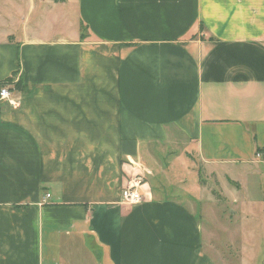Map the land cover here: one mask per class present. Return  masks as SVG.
I'll return each instance as SVG.
<instances>
[{"label":"crops","instance_id":"crops-1","mask_svg":"<svg viewBox=\"0 0 264 264\" xmlns=\"http://www.w3.org/2000/svg\"><path fill=\"white\" fill-rule=\"evenodd\" d=\"M57 2L73 35L0 36V264H232L187 176L264 213V0Z\"/></svg>","mask_w":264,"mask_h":264},{"label":"rangeland","instance_id":"rangeland-1","mask_svg":"<svg viewBox=\"0 0 264 264\" xmlns=\"http://www.w3.org/2000/svg\"><path fill=\"white\" fill-rule=\"evenodd\" d=\"M47 2L48 4L57 2V5L66 3L64 0H47ZM47 2L45 0H0V32H2L0 36L2 37L5 34L4 31L10 30V28L14 29L17 41L23 37V32L55 38L73 35L72 32L76 27L75 18L70 20L69 17L76 14V7L71 8L70 6L64 9L63 6H57L56 9H52L51 6L47 5ZM65 10H68L69 14ZM67 17L70 23L65 22ZM80 30L85 33L83 28ZM77 34H80L79 29ZM86 35L85 33L82 36L85 38ZM12 39L15 38L9 36L3 41H12ZM17 57L18 66L21 65V54ZM188 162L193 168L198 169V172H202V166L195 164L196 162L191 159ZM196 165L198 167H195ZM191 170V176H187L186 187L197 188L199 179L206 186L210 185L209 192H198L202 203H197V205L199 211L203 212V217H201L203 227L211 235L214 244L220 247L219 253L222 254L224 260L232 264H264V213L258 211L259 214L255 216L248 214L249 208L242 203L247 190L238 192L237 187L225 178L220 180L223 184L220 187L216 185L215 180L206 178L204 174L198 178L195 170ZM256 193L258 194L259 191ZM261 194L264 195V188ZM213 197L220 199L215 202ZM225 197L228 201L224 199ZM237 200L240 202L235 204ZM238 209H243V213L231 216L232 212Z\"/></svg>","mask_w":264,"mask_h":264},{"label":"built area","instance_id":"built-area-1","mask_svg":"<svg viewBox=\"0 0 264 264\" xmlns=\"http://www.w3.org/2000/svg\"><path fill=\"white\" fill-rule=\"evenodd\" d=\"M0 100L1 101H7L11 107H16L18 104V100L14 98L10 88L8 85L1 86L0 89ZM256 159L264 161V153L263 152H257L256 153ZM138 184H132L130 186H127L122 191V199L123 202L128 203L130 205L138 204L142 202V195L138 190ZM50 195L47 194L46 199H49ZM44 202V201H43Z\"/></svg>","mask_w":264,"mask_h":264},{"label":"trees","instance_id":"trees-1","mask_svg":"<svg viewBox=\"0 0 264 264\" xmlns=\"http://www.w3.org/2000/svg\"><path fill=\"white\" fill-rule=\"evenodd\" d=\"M83 37V36H82ZM16 73L13 75V77L12 78H9V79H7L6 81H4L3 83H2V85H9V84H12L13 82H14V77H16ZM17 85V84H16ZM18 86V85H17ZM16 86V87H17ZM203 182H201V184H202ZM218 199V198H217Z\"/></svg>","mask_w":264,"mask_h":264}]
</instances>
